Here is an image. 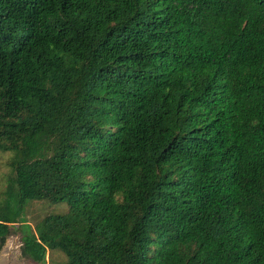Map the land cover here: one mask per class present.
Returning <instances> with one entry per match:
<instances>
[{
  "label": "trees",
  "instance_id": "16d2710c",
  "mask_svg": "<svg viewBox=\"0 0 264 264\" xmlns=\"http://www.w3.org/2000/svg\"><path fill=\"white\" fill-rule=\"evenodd\" d=\"M0 153V249L264 264V0H0Z\"/></svg>",
  "mask_w": 264,
  "mask_h": 264
},
{
  "label": "rangeland",
  "instance_id": "374dc122",
  "mask_svg": "<svg viewBox=\"0 0 264 264\" xmlns=\"http://www.w3.org/2000/svg\"><path fill=\"white\" fill-rule=\"evenodd\" d=\"M38 136L44 143L47 142V137L43 132H39ZM8 158V153H0V190L3 189L9 172ZM75 207L76 205L71 202L49 203L44 200H29L24 206L21 218L32 230H35V225L44 216L67 213ZM20 244V233L17 229H13L12 233L5 238L0 249V264H38L27 257L21 256ZM45 260L46 264H59L65 260V257L60 251L52 250L46 251Z\"/></svg>",
  "mask_w": 264,
  "mask_h": 264
}]
</instances>
